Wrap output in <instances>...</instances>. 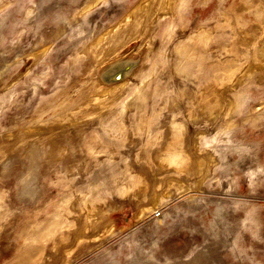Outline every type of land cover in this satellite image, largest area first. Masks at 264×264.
I'll list each match as a JSON object with an SVG mask.
<instances>
[{"label": "rangeland", "instance_id": "1", "mask_svg": "<svg viewBox=\"0 0 264 264\" xmlns=\"http://www.w3.org/2000/svg\"><path fill=\"white\" fill-rule=\"evenodd\" d=\"M0 264H264V0H0Z\"/></svg>", "mask_w": 264, "mask_h": 264}, {"label": "bare ground", "instance_id": "2", "mask_svg": "<svg viewBox=\"0 0 264 264\" xmlns=\"http://www.w3.org/2000/svg\"><path fill=\"white\" fill-rule=\"evenodd\" d=\"M73 16H74V15H73ZM120 66H121V65H120ZM123 67H124V66H123ZM123 67H122V68H123ZM114 68H115V67H114ZM120 68H121V67H120ZM117 69H118V68H117ZM112 70H113V69H112ZM112 70H111V71H112ZM118 72H119V71H117L116 74H118ZM108 74H109V73H108ZM109 75H110V74H109ZM118 76H119V74H118ZM121 76H122V73H121ZM107 77H108V76H107ZM121 78H122V77H121Z\"/></svg>", "mask_w": 264, "mask_h": 264}]
</instances>
